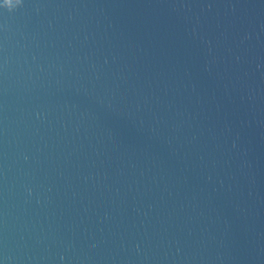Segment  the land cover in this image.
<instances>
[{
    "label": "water",
    "instance_id": "95a60500",
    "mask_svg": "<svg viewBox=\"0 0 264 264\" xmlns=\"http://www.w3.org/2000/svg\"><path fill=\"white\" fill-rule=\"evenodd\" d=\"M0 0V264H264V0Z\"/></svg>",
    "mask_w": 264,
    "mask_h": 264
},
{
    "label": "clouds",
    "instance_id": "9594fccd",
    "mask_svg": "<svg viewBox=\"0 0 264 264\" xmlns=\"http://www.w3.org/2000/svg\"><path fill=\"white\" fill-rule=\"evenodd\" d=\"M22 4V0H3V7L7 8L8 10H14L17 6Z\"/></svg>",
    "mask_w": 264,
    "mask_h": 264
}]
</instances>
